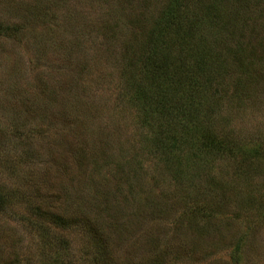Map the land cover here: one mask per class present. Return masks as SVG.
<instances>
[{
    "label": "rangeland",
    "instance_id": "374dc122",
    "mask_svg": "<svg viewBox=\"0 0 264 264\" xmlns=\"http://www.w3.org/2000/svg\"><path fill=\"white\" fill-rule=\"evenodd\" d=\"M170 1L0 0V264H264V0L194 10L229 143L198 166L155 157L124 89Z\"/></svg>",
    "mask_w": 264,
    "mask_h": 264
},
{
    "label": "trees",
    "instance_id": "16d2710c",
    "mask_svg": "<svg viewBox=\"0 0 264 264\" xmlns=\"http://www.w3.org/2000/svg\"><path fill=\"white\" fill-rule=\"evenodd\" d=\"M198 2H169L162 17L154 22L148 33L145 46L150 50L136 68L137 77L124 81V89L136 108L139 124L149 131L148 144L155 150V157L158 155L160 161L163 158L172 162L196 163V166L203 156V164L208 165L215 156L223 154L229 144L222 141V138H228L226 134L210 131L202 122L205 115L199 116L202 105L209 104L214 97V85L220 73L215 69L211 52L205 54L199 44L201 40L196 39L201 23L194 12ZM7 188L0 187V212L20 206V188ZM70 219L43 220L38 232L40 234L48 227L45 223L53 222L64 230Z\"/></svg>",
    "mask_w": 264,
    "mask_h": 264
}]
</instances>
